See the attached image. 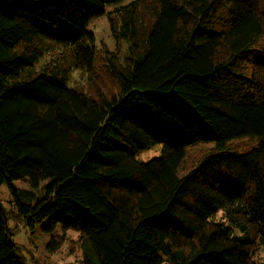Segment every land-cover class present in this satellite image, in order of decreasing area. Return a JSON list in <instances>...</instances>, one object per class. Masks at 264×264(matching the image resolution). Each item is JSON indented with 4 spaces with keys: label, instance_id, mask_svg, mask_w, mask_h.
<instances>
[{
    "label": "trees",
    "instance_id": "trees-1",
    "mask_svg": "<svg viewBox=\"0 0 264 264\" xmlns=\"http://www.w3.org/2000/svg\"><path fill=\"white\" fill-rule=\"evenodd\" d=\"M122 1L0 0V264H27L16 225L44 220L82 264H264V0ZM105 14L129 55L92 95L58 63L96 73ZM23 177L47 180L34 202Z\"/></svg>",
    "mask_w": 264,
    "mask_h": 264
},
{
    "label": "rangeland",
    "instance_id": "rangeland-1",
    "mask_svg": "<svg viewBox=\"0 0 264 264\" xmlns=\"http://www.w3.org/2000/svg\"><path fill=\"white\" fill-rule=\"evenodd\" d=\"M17 1V0H10ZM46 1V0H42ZM131 0H123L120 5L126 4ZM118 5V4H117ZM117 5L106 7V12L114 9ZM88 29L93 32L96 40V73H89L74 68H70L67 60H61L58 66L63 65L68 73V84L78 86L88 94L97 95L102 90H107L112 87L111 77L106 73L100 72L103 65H107V56H112V59L124 62L125 57H128L127 43L121 41L116 45L110 30L108 15L92 19L88 24ZM258 50L255 55L264 60V46L257 45ZM51 59L45 56L42 65H50L51 69L56 70L58 67L51 65ZM40 64V65H41ZM64 68V72H66ZM106 69V68H104ZM160 155V146H155L149 149L141 150L137 153V157L146 161ZM47 180H42L37 187L31 188L28 183V178L23 177L12 182L13 186L18 190V197L27 202H34L37 198L44 194V184ZM0 201L4 208L8 211L15 202V195L6 183L0 185ZM218 217V215H217ZM13 221H9L10 224ZM47 221L35 225L33 230L27 229L22 223L16 225V230L12 236L13 241L21 247V252L26 257L27 264H82L81 251L77 239V232L67 230L62 232L60 227H56L53 231L45 230ZM63 234L64 240L56 249H50L46 243L51 236L58 237ZM253 259L264 263V246L258 245L253 255Z\"/></svg>",
    "mask_w": 264,
    "mask_h": 264
}]
</instances>
